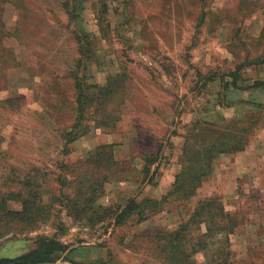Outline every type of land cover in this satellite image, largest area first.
<instances>
[{
  "label": "rangeland",
  "instance_id": "1",
  "mask_svg": "<svg viewBox=\"0 0 264 264\" xmlns=\"http://www.w3.org/2000/svg\"><path fill=\"white\" fill-rule=\"evenodd\" d=\"M78 61L89 85L115 91L100 105L120 116L111 133L75 120ZM256 83L264 0H0V259L51 242L58 258L36 264H264ZM194 121L250 158L222 168L230 195L208 175L189 201L164 199ZM84 125L63 145L61 131Z\"/></svg>",
  "mask_w": 264,
  "mask_h": 264
},
{
  "label": "trees",
  "instance_id": "2",
  "mask_svg": "<svg viewBox=\"0 0 264 264\" xmlns=\"http://www.w3.org/2000/svg\"><path fill=\"white\" fill-rule=\"evenodd\" d=\"M65 13H68L67 9ZM76 65L74 71L68 72V79L72 82L73 95L75 93V120L83 122L86 118L87 122L94 123L95 130H101L105 133L113 132L115 130L114 124L120 120V116L118 113H115V109H106V107H100V105L105 103H102V101H106L111 97L115 92L114 89L110 86L101 88L95 84L89 85L87 82L88 77L85 78L84 75L87 71L86 64L83 65L81 61H78ZM257 85L264 89V83H256ZM222 123L225 125V129H230L228 122L224 118H222ZM189 126L190 128L186 129L183 136L179 158L180 162H184L183 168L174 176L171 189L164 195V199L175 197L180 202L189 201L188 199L194 196L197 189L201 187L203 179L211 174L213 162L219 155L235 154L243 151L240 148L241 145H238L235 136H229L228 132H222V130H219L212 124H201L198 121H194ZM90 130L88 125H84L73 126L61 131L63 145H68L77 138L87 135ZM212 133L216 136H213ZM244 145L246 144L244 143ZM98 148L102 149L101 147ZM186 157L187 159H185ZM215 202L216 200L213 198L201 200L194 208V212L210 208ZM51 244L52 249L46 255H41L40 251L37 250L14 259H0V264L54 262L58 256H53V254L55 251L60 253L62 249L58 248L54 251L55 244L51 242L47 244L42 243V245L46 246H50Z\"/></svg>",
  "mask_w": 264,
  "mask_h": 264
},
{
  "label": "crops",
  "instance_id": "3",
  "mask_svg": "<svg viewBox=\"0 0 264 264\" xmlns=\"http://www.w3.org/2000/svg\"><path fill=\"white\" fill-rule=\"evenodd\" d=\"M262 94H263V91H260ZM261 94V95H262ZM264 96V95H262ZM249 152L247 151H243V152H237L235 154H226V155H220L218 156L214 162H213V166H212V171H211V174H210V177L213 179V180H218L217 184L219 186V189H218V192L220 193V195H226V194H232L235 189H232V185H231V189H229L227 192H225L223 190V182H224V178H223V175H222V168L224 167V165H228V171L231 169L232 171H237V169H241L240 167V162L241 160H244L246 158H250L249 156ZM246 164L243 165V171H245V167ZM218 177V179L216 178ZM159 190L162 188V187H158ZM230 188V187H229Z\"/></svg>",
  "mask_w": 264,
  "mask_h": 264
}]
</instances>
